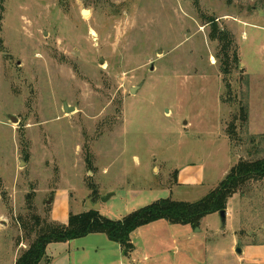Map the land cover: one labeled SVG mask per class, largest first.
Here are the masks:
<instances>
[{"label": "rangeland", "instance_id": "obj_1", "mask_svg": "<svg viewBox=\"0 0 264 264\" xmlns=\"http://www.w3.org/2000/svg\"><path fill=\"white\" fill-rule=\"evenodd\" d=\"M262 158L264 0H0V264L29 248L35 217L68 225L93 189L121 220L198 202ZM202 224L177 238L182 264H236L234 235L264 245V180L229 200L224 228L219 213ZM108 240L51 244L40 264H114Z\"/></svg>", "mask_w": 264, "mask_h": 264}, {"label": "trees", "instance_id": "obj_2", "mask_svg": "<svg viewBox=\"0 0 264 264\" xmlns=\"http://www.w3.org/2000/svg\"><path fill=\"white\" fill-rule=\"evenodd\" d=\"M241 113L246 121L247 110L242 108ZM263 180L264 158L241 160L215 190L195 203L162 199L121 220H112L103 216L100 211L87 209L82 213H71L69 224L65 226L51 218L47 221L37 216L35 226L28 229V237L35 238L32 239L29 248L19 256L16 264H40L46 257L50 244L68 243L93 234L106 235L112 242L122 247L126 258H130L135 251L132 234L139 228L160 220L171 225H190L193 228H200L207 216L227 210L229 200L235 194L245 190L251 183ZM97 196L98 191L93 189L91 194L93 203H97L94 200Z\"/></svg>", "mask_w": 264, "mask_h": 264}, {"label": "crops", "instance_id": "obj_3", "mask_svg": "<svg viewBox=\"0 0 264 264\" xmlns=\"http://www.w3.org/2000/svg\"><path fill=\"white\" fill-rule=\"evenodd\" d=\"M226 176H227V173H225L224 179ZM197 183L198 184L196 185L198 186L204 185L205 183L204 171H203L201 179L198 180ZM176 184L179 186L184 185L183 181H181V176L180 178H178V175H177ZM90 199L93 201L92 198ZM101 208H102V205H101ZM87 209L88 208L85 205V211ZM82 212L84 211H81L79 213H82ZM195 229L196 228H193L190 225H185V226L184 225H171L164 220H160L152 224H149L147 226L141 227L132 234V240L135 245V251L130 256V258L125 257L122 247L116 243L118 245V248L116 252L117 258H116L115 263L120 262L122 264L125 259L127 264H163V263L173 264L174 261L175 262L180 261V264H182V261L184 260V257H185L184 243L181 241H178L177 238L181 237L183 239L184 238L189 239L191 237H194L193 234L195 233ZM157 230L164 232L165 235H168V236L171 235V240H172L171 244H168V240H159V238L156 237V235L153 233L154 231H157ZM93 235H102V234H93ZM89 236H92V235H89ZM89 236L85 238H88ZM92 241L97 242V243L102 242L104 243L103 245L104 247L109 246L107 244L108 242H106L105 240H92ZM108 241H111V240L109 239ZM237 245H238V240H237L236 235H234L232 252L238 255L237 259H235L236 264H264V245H251V244L247 245L245 248H243V250L241 249L242 254L236 253V250L238 249ZM93 248L94 249L92 250L94 251L100 250L99 245H96ZM164 251H168L169 255L168 254L164 255L163 253ZM223 254L226 255V257H230L232 255L231 252L229 251L228 252L224 251Z\"/></svg>", "mask_w": 264, "mask_h": 264}, {"label": "water", "instance_id": "obj_4", "mask_svg": "<svg viewBox=\"0 0 264 264\" xmlns=\"http://www.w3.org/2000/svg\"><path fill=\"white\" fill-rule=\"evenodd\" d=\"M87 14H91L90 11H83V15H87ZM131 92L134 93V92H135V89H133ZM64 110H65L66 113H70V112L73 111V108H70L67 104H65V106H64ZM168 113H169V110H167V114H168ZM12 120H13V122H15L14 119H12ZM108 199H109V197L103 199L102 202H105V201H107ZM51 201H52V200H50L49 203H51ZM87 203H88L87 208H88L89 210L100 211V208H101V203H100V202L93 203L92 200L89 199ZM219 214H220V217H221L222 226H223V228H224V227L226 226V224H227V210H223V211H221ZM197 229H198V228H197ZM236 253H238V254H242V250H241L240 248H238V249L236 250Z\"/></svg>", "mask_w": 264, "mask_h": 264}, {"label": "bare ground", "instance_id": "obj_5", "mask_svg": "<svg viewBox=\"0 0 264 264\" xmlns=\"http://www.w3.org/2000/svg\"><path fill=\"white\" fill-rule=\"evenodd\" d=\"M87 15H90V14H87ZM87 15H86V16H87Z\"/></svg>", "mask_w": 264, "mask_h": 264}]
</instances>
